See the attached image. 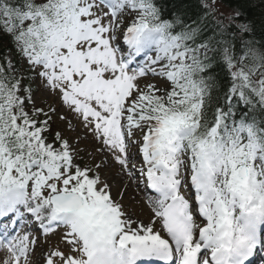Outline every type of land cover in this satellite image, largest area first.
<instances>
[{
    "label": "snow or ice",
    "instance_id": "snow-or-ice-1",
    "mask_svg": "<svg viewBox=\"0 0 264 264\" xmlns=\"http://www.w3.org/2000/svg\"><path fill=\"white\" fill-rule=\"evenodd\" d=\"M222 3L0 0V264H264V19Z\"/></svg>",
    "mask_w": 264,
    "mask_h": 264
},
{
    "label": "trees",
    "instance_id": "trees-1",
    "mask_svg": "<svg viewBox=\"0 0 264 264\" xmlns=\"http://www.w3.org/2000/svg\"><path fill=\"white\" fill-rule=\"evenodd\" d=\"M222 6L230 10V8L239 7L245 13V17L253 20L259 31L262 19H264V3L261 0H223ZM245 17H242L245 18Z\"/></svg>",
    "mask_w": 264,
    "mask_h": 264
},
{
    "label": "rangeland",
    "instance_id": "rangeland-1",
    "mask_svg": "<svg viewBox=\"0 0 264 264\" xmlns=\"http://www.w3.org/2000/svg\"><path fill=\"white\" fill-rule=\"evenodd\" d=\"M37 101L38 103H41L43 101V97L40 96L39 94L37 95ZM57 127H62V125L57 121L56 123L53 124V128ZM83 146V145H82ZM137 195V194H136ZM138 197V196H137ZM139 198V197H138Z\"/></svg>",
    "mask_w": 264,
    "mask_h": 264
},
{
    "label": "bare ground",
    "instance_id": "bare-ground-1",
    "mask_svg": "<svg viewBox=\"0 0 264 264\" xmlns=\"http://www.w3.org/2000/svg\"><path fill=\"white\" fill-rule=\"evenodd\" d=\"M132 196H133L132 191H130L129 194H128V198H130V197H132ZM128 198H126V201H129ZM146 218H147V217H146ZM146 218H145V219H146Z\"/></svg>",
    "mask_w": 264,
    "mask_h": 264
}]
</instances>
